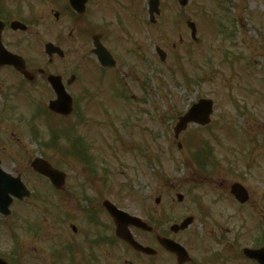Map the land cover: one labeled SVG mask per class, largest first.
Instances as JSON below:
<instances>
[{"label":"rangeland","instance_id":"1","mask_svg":"<svg viewBox=\"0 0 264 264\" xmlns=\"http://www.w3.org/2000/svg\"><path fill=\"white\" fill-rule=\"evenodd\" d=\"M178 1L160 0L154 25L132 29L128 22L125 30L109 31L122 56L104 80L93 74L90 44L75 41L78 26L92 17L61 13L55 18L58 7L49 2L47 13L29 16L28 32L10 35L15 44L30 37L27 47L14 52L25 58L36 54L44 65V44L54 43L57 34L70 35L60 44L64 58L55 57L48 72L77 75L68 88L76 112L65 120L46 115L47 100L54 95L45 78L26 86L28 96L16 98L14 115L23 119L11 122L18 140L10 145L17 154L6 160L33 192L26 205H16L18 215L60 214L80 226L101 220L103 199L143 219L162 215L172 220L192 212L198 217L195 230L212 250L217 244L210 237L227 228L251 230L255 222L264 223V0H186L182 6ZM186 21L196 24L195 40ZM121 36L123 41L115 42ZM156 46L166 53L163 62ZM125 48L130 50L123 57ZM200 98L213 102L210 122L190 124L174 139L177 118ZM75 149L85 160L87 149L93 165L76 159ZM38 156L64 171L67 190L72 187L85 202L57 206L62 202L48 181L30 169ZM201 158L205 170L195 164ZM233 182L247 188L249 205L239 209L233 202L228 192ZM176 193L183 194L181 203Z\"/></svg>","mask_w":264,"mask_h":264},{"label":"flooded vegetation","instance_id":"2","mask_svg":"<svg viewBox=\"0 0 264 264\" xmlns=\"http://www.w3.org/2000/svg\"><path fill=\"white\" fill-rule=\"evenodd\" d=\"M145 1L88 0L84 12L76 13V17L92 18L87 21L84 19L78 26L75 41L90 45L93 42L103 44L118 66L119 56H122L121 49L118 45H114L109 31L113 28L125 30L128 28V22L132 29L143 26ZM49 2L58 7V11L54 12L55 18L61 13L67 15L73 12L68 3L62 4V0H0V21L3 22L0 39L8 51L18 53L14 52L16 48L20 50L21 46L27 47V44L31 43L30 37H20V41L15 44V41L10 40V35L16 32H28L32 24L29 16L35 13L40 15L47 13ZM13 21L22 22L26 26L25 29L17 27L18 29L13 30L11 28ZM69 37L70 35L64 33L57 34L56 43L61 44L63 39L69 40ZM115 42L121 43V38L117 37ZM27 49L23 48L21 51L27 53ZM27 56L29 58L24 56V62L26 70L31 73L28 77L8 64L0 65V98L2 96L0 189L3 190L0 194V264H264L251 257L252 251L264 248V223L261 220L255 222L251 230L232 231L227 228L225 234L214 238L210 237L209 233L206 234L207 238L210 237L212 242L217 244V248L212 250L209 240L202 238V233L195 230L194 225L197 224L198 218L192 212L172 220L169 216H147L145 226L139 228L131 225L130 234L124 230L129 238L124 234L119 238L114 235L113 218L104 208L105 200L100 203L101 220L81 221L80 226L71 224L70 216L60 214L39 215L34 218L29 216L35 215H18L16 205L23 202L26 205L33 192L29 189L28 198L17 199L12 198L13 194L10 191L14 190L12 178L19 176L10 166L9 160H6L17 154L10 145L18 140L14 124L11 122L17 123L23 119L21 115L17 120V113L14 115L15 102L19 94L28 96L26 86H30L38 79L44 80V77L47 81V76L50 74L47 71L56 57V55L47 56V63L44 65L38 55ZM92 57L93 66L99 70L98 72L112 71L100 66L95 57ZM56 75L61 76L64 85L67 84L64 73L59 72ZM12 79L15 80V84L11 82ZM17 79L18 84H16ZM10 125L13 129L8 131ZM29 125L31 128L32 124ZM26 132L30 134L28 129ZM5 146H8V149ZM31 162L32 160L29 166ZM68 186L65 183L64 186L55 189L50 185L53 195H58V201L62 202L57 203V206L65 201L74 202L75 199L85 202L81 195H75V189L70 187V191L67 190ZM66 192H68L67 200ZM232 200L240 209L251 203V196L249 193V199L242 204L234 198ZM53 203L56 205L55 202ZM49 204L51 205L52 202L50 201ZM184 218L188 219V225L185 227L181 224ZM126 239H132L142 248L135 249L126 242ZM48 246L52 247L48 248Z\"/></svg>","mask_w":264,"mask_h":264},{"label":"water","instance_id":"3","mask_svg":"<svg viewBox=\"0 0 264 264\" xmlns=\"http://www.w3.org/2000/svg\"><path fill=\"white\" fill-rule=\"evenodd\" d=\"M157 5L158 0H149V6L151 10L157 11ZM188 26L192 29V32L194 34L195 27L194 24L189 22ZM1 50V48H0ZM57 50L54 46L51 44L46 45V51L48 53H51L52 51ZM96 54L99 55L100 59L103 55V53L106 54V51L103 47H97V49L94 51ZM160 55H162L161 51H158ZM3 63H10L13 65H16L18 69L21 68L22 62L18 57H15L14 55H11L7 52H0V65ZM49 80L55 87V91L57 94L56 101H53L50 103L49 107L50 109L56 111V112H62L64 114H67L71 110V98L68 94H66L63 90V87L60 85V79L58 77H50ZM211 106L212 102L210 100L206 99H200L196 104H193L191 108L182 116L179 117L178 123L175 127V137L178 136L179 132L186 128L188 123H196L200 125H205L209 122V115L211 113ZM32 167L35 171L47 176L54 184L61 185L64 182V175L56 170H54L48 162L42 160V159H35L32 162ZM19 178L16 180V188L13 190V192L18 193L19 188L21 190L22 195H27V192L19 182ZM60 183V184H59ZM232 193L235 194V196L240 200L244 201L247 196L245 190L239 185L234 184L232 186ZM114 216L119 217V214L114 211ZM254 256L258 259H261L262 262H264V250L256 251L254 252Z\"/></svg>","mask_w":264,"mask_h":264}]
</instances>
